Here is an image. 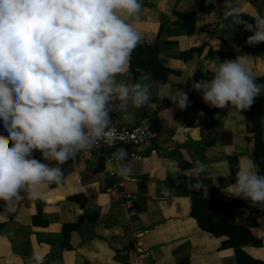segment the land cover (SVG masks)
<instances>
[{
    "label": "crops",
    "instance_id": "obj_1",
    "mask_svg": "<svg viewBox=\"0 0 264 264\" xmlns=\"http://www.w3.org/2000/svg\"><path fill=\"white\" fill-rule=\"evenodd\" d=\"M223 3L142 0L140 14L130 21L142 39L126 72L116 77L148 84L151 91L145 106L129 103L118 111L120 127L146 125L154 136L140 149L125 148L121 163L131 167L136 182L122 180L105 155L81 151L60 166V184L47 186L40 199L21 200L0 218V264H34L33 252L45 255L44 264H264V207L226 192L239 158L253 161L250 150L264 146V115L262 132L250 143L255 128L246 117L250 107L240 114L228 106L210 108L191 89L196 73L211 79L216 62L245 54L256 82L264 83V42L248 45L252 33L243 25L227 27ZM233 4L248 23H254L255 13L264 15V0ZM141 47L145 50L137 54ZM177 88L190 101L183 110L161 98L162 91ZM257 98L264 100V91ZM130 153L142 160L130 159ZM33 157L55 165L43 161L39 151ZM197 159L206 165L200 179L207 195L191 188Z\"/></svg>",
    "mask_w": 264,
    "mask_h": 264
},
{
    "label": "clouds",
    "instance_id": "obj_2",
    "mask_svg": "<svg viewBox=\"0 0 264 264\" xmlns=\"http://www.w3.org/2000/svg\"><path fill=\"white\" fill-rule=\"evenodd\" d=\"M142 6V0H0V218L12 214L21 200L40 199L43 189L60 184V166L81 151L92 150L101 140L114 145L119 137L110 112L150 102L148 84L116 78L126 72L142 39L130 22ZM223 7L227 27L243 25L252 33L248 45L264 42V15L255 13L254 23H248L233 0H224ZM191 89L208 107L228 106L240 114L264 91V83L256 82L245 54L216 62L211 79L194 81ZM161 98L181 110L190 103L183 88L162 91ZM34 150L55 165L34 158ZM127 155L123 147L113 152L116 174L135 183L131 167L121 163ZM255 167L249 157H240L226 192L264 207V176ZM205 168L199 159L194 162L191 188L207 195L200 179ZM168 170L174 171V164ZM169 194L165 186L162 195ZM30 260L44 264L45 255L33 252Z\"/></svg>",
    "mask_w": 264,
    "mask_h": 264
},
{
    "label": "built area",
    "instance_id": "obj_3",
    "mask_svg": "<svg viewBox=\"0 0 264 264\" xmlns=\"http://www.w3.org/2000/svg\"><path fill=\"white\" fill-rule=\"evenodd\" d=\"M113 102L115 103L114 99ZM110 121L113 122V127L117 129V134L119 139H117L116 143L112 146H109L103 142V140L99 141L94 148L91 150L97 154H103L107 158V162L112 166H117L116 162L113 160V152L116 148H130L132 150L140 149L146 145H148L154 138L153 133L149 126L141 125L133 128H122L118 125V111H113L109 113ZM2 134V133H0ZM8 146H11V141H6ZM130 159L133 160H142L140 156L136 153H130ZM120 187L124 186V182L120 181L118 183ZM127 198H131L128 196Z\"/></svg>",
    "mask_w": 264,
    "mask_h": 264
},
{
    "label": "trees",
    "instance_id": "obj_4",
    "mask_svg": "<svg viewBox=\"0 0 264 264\" xmlns=\"http://www.w3.org/2000/svg\"><path fill=\"white\" fill-rule=\"evenodd\" d=\"M195 18H196L195 16H192V22L194 21V25H195V21H196ZM241 18L245 21L247 19L245 16H242ZM224 21L228 24L227 20H224ZM235 27L241 28L242 25H237ZM143 50H145V47L139 48V52H137V54L143 53ZM260 51H264V44L260 48ZM200 79H208V78H205L200 73H196L194 76L193 82L198 81ZM263 115H264V100L256 97V98H254V103L250 106V111L246 114L247 119L252 121L255 125L254 130L250 133V136H252V137L248 138V141L250 143L252 141L255 143V141L257 140V138L259 137V135L262 132L261 119H262ZM250 155H251L254 163L259 166L260 173L264 176V146L256 147V145H255V147H253L252 150H250ZM179 162H180V165L183 167L182 162L181 161H179ZM233 162H234V160L230 161L231 166H233ZM235 172H236L235 170L231 171L232 180H234ZM250 243H253V244H256L259 246L262 245V243H259L257 241H252Z\"/></svg>",
    "mask_w": 264,
    "mask_h": 264
}]
</instances>
